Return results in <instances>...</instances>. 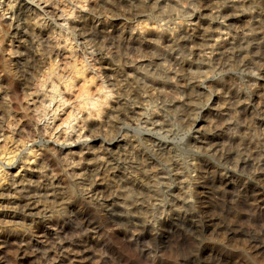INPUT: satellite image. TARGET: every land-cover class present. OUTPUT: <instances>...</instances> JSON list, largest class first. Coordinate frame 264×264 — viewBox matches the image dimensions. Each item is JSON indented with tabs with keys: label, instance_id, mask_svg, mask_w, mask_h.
Returning a JSON list of instances; mask_svg holds the SVG:
<instances>
[{
	"label": "clouds",
	"instance_id": "1",
	"mask_svg": "<svg viewBox=\"0 0 264 264\" xmlns=\"http://www.w3.org/2000/svg\"><path fill=\"white\" fill-rule=\"evenodd\" d=\"M0 264H264V0H0Z\"/></svg>",
	"mask_w": 264,
	"mask_h": 264
},
{
	"label": "bare ground",
	"instance_id": "2",
	"mask_svg": "<svg viewBox=\"0 0 264 264\" xmlns=\"http://www.w3.org/2000/svg\"><path fill=\"white\" fill-rule=\"evenodd\" d=\"M41 231H43V229H41Z\"/></svg>",
	"mask_w": 264,
	"mask_h": 264
}]
</instances>
